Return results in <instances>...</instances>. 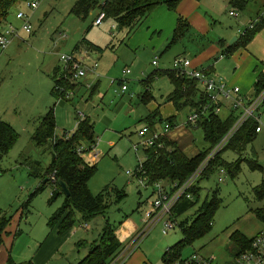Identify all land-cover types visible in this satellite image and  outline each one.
Masks as SVG:
<instances>
[{
    "label": "rangeland",
    "instance_id": "rangeland-1",
    "mask_svg": "<svg viewBox=\"0 0 264 264\" xmlns=\"http://www.w3.org/2000/svg\"><path fill=\"white\" fill-rule=\"evenodd\" d=\"M31 1L38 2L37 9L30 8ZM76 1L18 2L10 10L7 21L19 26L21 22L15 21V14L21 10L30 15L32 32L23 34L22 39L13 41L5 50L0 48V119L10 123L19 133L12 148L0 157V209L3 211L1 215L10 221L3 240L9 245L13 259L34 264H67V259L74 256L72 241L80 236L89 245L98 240L107 219L116 224L124 219L139 227L144 224V212L154 196V188L148 185L145 177L144 180L142 176L138 177L136 170L146 156V146L141 143L144 139L138 133L149 126V114L158 111L155 124L151 126L159 131L169 121L170 114L175 116L172 120L175 126L161 137L166 147L174 140L188 156L208 147L202 128L187 124L192 109L187 106L179 111L169 103L168 96L174 89L170 79L160 74L154 77L149 95L152 99L148 103L140 99L146 89L144 80L157 69H173V60L180 55L192 58L222 40L224 47L219 45L220 51L226 49L230 40L238 37L252 20L264 18V0H249L245 9L233 6L229 0H203V11L208 14L211 30L199 36L188 34L176 43L170 38L161 51L153 52L152 48L145 46L133 49L127 46L145 20L128 34L127 29H119L110 18L101 25L94 24L99 9L92 10L84 19L70 13ZM231 11L238 15L230 14ZM224 32L228 36H224ZM245 48L260 62L264 61V26ZM241 49L243 47L238 50ZM237 52L227 57H221L219 52L217 58L210 59L211 64H216L215 73L227 79L226 75L234 72L236 67L232 60ZM63 54H74L89 66L98 63L94 73L88 71L83 78V86L68 80V88L73 91L70 98H59L51 92L54 83L50 75L54 66L65 65L60 59ZM155 59L158 61L156 65L153 64ZM126 69L131 72L124 74ZM122 80L128 86L125 92L121 90ZM52 107L59 136H63L64 131H75L82 119L94 123L96 146L86 154L89 161L97 163V171L88 182L91 192L98 194L107 186L126 192L124 200L117 203L113 200L106 214L84 221L76 212L75 223L64 232L60 231L59 224L51 228L48 225L49 217L65 199L63 193L51 201L52 183L33 196L25 207V202L40 183L38 178L29 175L27 160L40 161L45 169L51 163V153L36 146L32 135L38 125L37 117ZM228 108L221 109L218 115L228 117ZM259 125L262 132L247 144L242 155L246 160L237 176L228 172L220 182L218 171H214L208 178L200 180L196 204L177 218L178 222L192 220L204 200L211 199L214 190L219 189L222 202L213 215L212 226L192 244L182 245V258L198 254L204 258L213 256L216 264L233 263L231 234L237 231L251 239L264 230V223L254 212L264 208V198L258 199L254 192L255 186L264 183V109ZM239 157L233 149L222 152V159L228 163ZM251 161L262 168L253 169L249 164ZM160 183L168 185L169 182L162 180ZM182 238L178 224L167 234H163L161 225H158L135 252L140 251L142 256L138 259L141 264H165L166 250ZM58 242L63 247L54 255Z\"/></svg>",
    "mask_w": 264,
    "mask_h": 264
},
{
    "label": "trees",
    "instance_id": "trees-1",
    "mask_svg": "<svg viewBox=\"0 0 264 264\" xmlns=\"http://www.w3.org/2000/svg\"><path fill=\"white\" fill-rule=\"evenodd\" d=\"M23 0H0V29L7 21L10 10L18 2ZM181 0H77L70 13L86 18L92 10L99 9L106 13V18L113 19L119 29H127L128 34H131L152 12L160 5H166L170 10H176ZM230 4L238 5L244 8L246 3L241 0H230ZM105 18V19H106ZM253 22V21H252ZM252 28H246L245 32L240 34L237 40L228 45L223 51V55H229L240 47H246L248 43L260 29L264 26V18H259L253 22ZM187 24L180 22L175 29V34L172 43L177 41L178 37L185 30ZM222 40L220 44L222 45ZM209 70V69H208ZM166 75L172 82L174 89L168 96V101L172 102L177 110L189 106L191 109L198 108L201 103L206 100L205 94L200 90L198 81L188 77L185 74H180L175 69H157L153 72L144 83L145 91L140 95L141 102L148 103L152 80L156 75ZM53 80L52 94L60 97H65L64 92H60L56 86L62 85L69 89L66 73L59 66L54 67L51 74ZM83 86V81L78 82ZM70 85V84H69ZM256 89L260 90L264 86V74L258 75ZM69 87V88H68ZM75 87V86H74ZM73 87V88H74ZM76 88V87H75ZM70 98V97H69ZM157 110H153L148 116V124H155L157 119ZM174 117L169 118L172 122ZM38 125L32 135V139L36 146L44 148V151L51 153V163L48 168H43L40 161L27 160L29 167V175L40 180L39 185L31 193L29 200L25 202V207L33 196L45 190L48 183H52L54 189L52 191L51 201L55 200L61 194H65L61 186V182H65L69 194H65V199L62 205L48 219L49 227L59 224L60 231L64 232L70 229L76 221V212H78L84 221L90 218L106 214L108 209L113 204L125 199L126 192L124 189L107 186L98 194L91 192L89 188V180L97 171V163H92L86 158V154L91 152L96 146V137L94 135V123L88 119H82L78 123L75 131H64L63 136H59L56 132L57 124L55 118V109L50 108L44 115L37 119ZM162 121V119H160ZM235 121L233 114L226 119H222L218 114H210L201 118L197 125L204 132L205 140L208 142V147L196 153L193 156H188L176 141H169V147L164 145L158 146V142L153 147L145 148V159L141 161L136 170L138 177H145L148 180V185H154L155 182L167 180L169 181H184L193 171L201 164L204 158L219 142V140L227 133ZM259 123L256 119L250 118L237 132L235 137L225 147L233 149L240 157L233 163L225 162L222 159L220 152L209 164L205 174L198 180L208 178L211 173L217 171L223 166L227 173L231 176H237L241 170V164L246 158L243 152L247 144L251 143L256 135V128ZM19 133L7 121L0 119V157L8 153L14 143L17 141ZM253 169L262 168L261 165L255 164L254 161L249 162ZM55 174V180L52 181L51 175ZM197 184L193 188L194 199L190 200L182 198L178 201L173 209V217L178 221V217L192 208L199 197L200 186ZM255 195L258 199L264 198V183L255 186ZM222 202L219 196V189L214 190L211 199H206L199 207L196 216L190 219H184L178 222L183 234V238L179 243L168 247L164 256V263L169 264L172 261L181 258V248L183 244H192L194 240L203 236L212 226L213 215L218 206ZM256 216L264 223V208H258L255 211ZM3 211L0 209V215ZM10 221H7L4 216H0V245L3 243V234L6 233ZM122 222L116 224L107 219L106 224L99 236V239L92 242L88 246V253L84 258L76 264H111L113 259L123 250L124 244L117 236V230ZM8 233V232H7ZM251 239L246 238L243 234L235 231L230 236V241L234 245V258L241 252L251 248ZM79 246L83 242L78 243ZM7 264H34L32 261L17 262L12 256L9 257ZM232 264V263H230Z\"/></svg>",
    "mask_w": 264,
    "mask_h": 264
},
{
    "label": "built area",
    "instance_id": "built-area-1",
    "mask_svg": "<svg viewBox=\"0 0 264 264\" xmlns=\"http://www.w3.org/2000/svg\"><path fill=\"white\" fill-rule=\"evenodd\" d=\"M38 5L37 1L29 2L32 10L37 9ZM230 14L238 15L234 11H231ZM15 18L21 22L19 26L6 21L0 29V48L2 50L8 48L16 38H21L22 34L29 35L32 32L30 15L20 10L16 12ZM105 18L106 13L100 11L94 24L101 25ZM253 22H250L246 28H252L254 26ZM245 29L241 30L240 34L244 33ZM221 57H224V55L221 54ZM60 59L65 64L60 69L66 73L67 79L74 83L83 81L88 71L94 73L98 67V63L90 66L84 64L74 54H63ZM153 64H158V61L156 59L153 60ZM172 65L173 69L180 74L194 78L204 85L203 92L206 100L198 108L192 109V113L187 117V124L197 125L201 118L210 114H218L223 107L222 98L232 100L229 115L233 114L235 121L201 164L184 181H169L168 185H163L160 183L161 181H158L152 185L154 196L149 201L148 207L144 212V224L135 232L132 239L124 244L123 250L113 259L111 264H125L139 248L140 243L156 226L161 225L163 234L169 233L177 226L178 221L173 217V209L178 201L182 198L194 199L193 188L205 174L210 162L225 149L250 118L256 119L259 123L261 110L264 109V86L260 90L255 89L254 94L251 96H242L238 87H227L221 77L212 74L208 69L193 66L191 59L186 56L176 57ZM130 72V69L124 70V74H129ZM123 82L124 80L121 81V90L125 92L128 90V86ZM56 88L60 92H64L66 98H69L73 93V91L66 89L62 85H57ZM174 126L172 122L168 121L164 123L160 131L150 126L143 127L138 133L144 139L141 143L149 148L155 146L158 142V146L162 147L163 143L159 140L162 136L167 135ZM260 130L261 126L259 125L256 128V132L258 133ZM217 171L219 181H224V175L227 174L226 169L221 166ZM128 174L131 175L130 172ZM141 178L143 179V177ZM51 179L52 181L55 180L54 173L51 175ZM232 262V264H264V230L254 236L251 248L241 252ZM169 264H216V262L213 256L204 258L198 254H192L186 258L181 257Z\"/></svg>",
    "mask_w": 264,
    "mask_h": 264
},
{
    "label": "crops",
    "instance_id": "crops-1",
    "mask_svg": "<svg viewBox=\"0 0 264 264\" xmlns=\"http://www.w3.org/2000/svg\"><path fill=\"white\" fill-rule=\"evenodd\" d=\"M241 1L242 2L244 1L246 3L244 8H240L238 5H233V4L232 5L240 9H245L249 0H241ZM203 5H204L203 0H181L176 10H170L166 5L158 6L145 19L142 25L133 33L130 40L128 41L127 46L131 49H133L134 47L140 48L142 46H145L152 48L153 52H157V50L161 51V49L165 46V43L169 41L170 38L171 40L173 39L175 34V29L177 28L180 22H185L187 26L185 30L181 33V35L178 37L177 41H175L174 43L181 41L188 34H192L195 36L206 34L209 30H211V23L209 21L208 14L203 11L204 10ZM15 21L18 22L19 20L16 19ZM232 35L233 34L231 33L230 36ZM224 36H228L227 32H224ZM17 39L18 40L22 39V36L21 38H16L15 40ZM224 40L226 41L225 38ZM12 44L13 42L10 45ZM219 45L222 46V48L224 47V45L221 44L209 45L208 47L202 49V51H200L197 55H195L192 58L187 57L186 54L183 56H186L187 58L191 59L193 66L209 69V71L212 74L221 77L225 81L227 87L230 88L238 87L240 90L239 92L242 96L253 95L256 89L255 85L258 80V75L264 74V61L260 62L258 58L250 55V53L246 50L245 47H243V49L241 50H238L242 48L240 47L229 54L232 55L234 54V52L240 51L233 56L232 62H234V65H236L234 72H232L229 75H226L227 79H225L221 75L215 73L216 72L215 62L212 64L210 63L212 61V60L210 61V59L217 58L219 54L221 55L223 53L224 49L220 51ZM190 54L192 55L191 52ZM229 55H224V56L227 57ZM198 86L200 90L203 91L199 83ZM222 102H223L222 109L225 107L229 110L228 107H230L231 110V103H232L231 99L222 98ZM169 103H171L172 106L174 107L172 102ZM42 115H39L37 119L40 118ZM171 117H175L173 113L170 114V118ZM226 118H222V119H226ZM260 132H262V127ZM140 228L141 227H139V225L130 222L129 219L128 220L124 219L121 225H119L116 233L119 239L123 242V244H125L132 239L135 232ZM78 238L79 239L73 240L71 243L72 245L74 244L72 248L74 256L71 259H67L66 262L67 264H76L78 261L84 258L88 253V249H89L88 241L84 240L82 236ZM79 242H83V245L79 246L78 245ZM61 247H63V245L61 246V242L60 243L58 242V245L54 249V255L57 254L55 253L56 250L60 249ZM139 252H135V254L132 255V257L129 259V261H127L126 264H141L138 258H141L142 255ZM10 256H11V249L9 245L6 244V241L3 240V244L0 245V264H7V261ZM15 261L24 262L21 260H15Z\"/></svg>",
    "mask_w": 264,
    "mask_h": 264
},
{
    "label": "water",
    "instance_id": "water-1",
    "mask_svg": "<svg viewBox=\"0 0 264 264\" xmlns=\"http://www.w3.org/2000/svg\"><path fill=\"white\" fill-rule=\"evenodd\" d=\"M238 37H234L232 40H230L229 42V45H231L232 43H234L236 40H237ZM61 186L63 188V191L65 192V194H69V191H68V188H67V185L65 182H61Z\"/></svg>",
    "mask_w": 264,
    "mask_h": 264
}]
</instances>
